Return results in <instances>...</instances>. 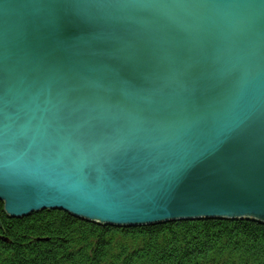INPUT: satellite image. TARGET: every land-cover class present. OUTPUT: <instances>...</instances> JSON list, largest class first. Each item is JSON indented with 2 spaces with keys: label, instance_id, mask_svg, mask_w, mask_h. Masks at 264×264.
Wrapping results in <instances>:
<instances>
[{
  "label": "water",
  "instance_id": "obj_1",
  "mask_svg": "<svg viewBox=\"0 0 264 264\" xmlns=\"http://www.w3.org/2000/svg\"><path fill=\"white\" fill-rule=\"evenodd\" d=\"M0 200L264 222V0H0Z\"/></svg>",
  "mask_w": 264,
  "mask_h": 264
},
{
  "label": "trees",
  "instance_id": "obj_2",
  "mask_svg": "<svg viewBox=\"0 0 264 264\" xmlns=\"http://www.w3.org/2000/svg\"><path fill=\"white\" fill-rule=\"evenodd\" d=\"M0 224V264H264L259 220L100 225L53 209L8 217L0 200Z\"/></svg>",
  "mask_w": 264,
  "mask_h": 264
},
{
  "label": "bare ground",
  "instance_id": "obj_3",
  "mask_svg": "<svg viewBox=\"0 0 264 264\" xmlns=\"http://www.w3.org/2000/svg\"><path fill=\"white\" fill-rule=\"evenodd\" d=\"M41 209H45V208H41ZM40 209V210H41ZM28 214H30V213H27V214H25V215H28ZM71 214V213H70ZM25 215H23V216H25ZM73 215V214H72ZM170 219H166V220H162V221H159V222H164V221H169ZM172 220V219H171ZM159 222H156V223H159ZM153 224V223H152ZM119 225H128V226H132V225H129V224H119Z\"/></svg>",
  "mask_w": 264,
  "mask_h": 264
},
{
  "label": "rangeland",
  "instance_id": "obj_4",
  "mask_svg": "<svg viewBox=\"0 0 264 264\" xmlns=\"http://www.w3.org/2000/svg\"><path fill=\"white\" fill-rule=\"evenodd\" d=\"M115 225H119V224H115Z\"/></svg>",
  "mask_w": 264,
  "mask_h": 264
}]
</instances>
